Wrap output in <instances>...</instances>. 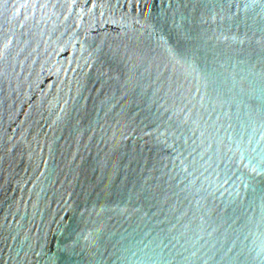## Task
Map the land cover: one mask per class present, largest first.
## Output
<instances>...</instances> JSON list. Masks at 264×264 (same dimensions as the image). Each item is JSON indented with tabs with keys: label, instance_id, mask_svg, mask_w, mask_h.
Masks as SVG:
<instances>
[{
	"label": "water",
	"instance_id": "1",
	"mask_svg": "<svg viewBox=\"0 0 264 264\" xmlns=\"http://www.w3.org/2000/svg\"><path fill=\"white\" fill-rule=\"evenodd\" d=\"M0 264H264V0H0Z\"/></svg>",
	"mask_w": 264,
	"mask_h": 264
}]
</instances>
